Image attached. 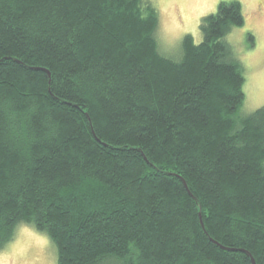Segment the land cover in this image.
I'll use <instances>...</instances> for the list:
<instances>
[{
  "label": "trees",
  "instance_id": "1",
  "mask_svg": "<svg viewBox=\"0 0 264 264\" xmlns=\"http://www.w3.org/2000/svg\"><path fill=\"white\" fill-rule=\"evenodd\" d=\"M244 21L222 0L175 60L152 0H0V249L27 222L57 264H264V105L237 122L226 39Z\"/></svg>",
  "mask_w": 264,
  "mask_h": 264
},
{
  "label": "rangeland",
  "instance_id": "2",
  "mask_svg": "<svg viewBox=\"0 0 264 264\" xmlns=\"http://www.w3.org/2000/svg\"><path fill=\"white\" fill-rule=\"evenodd\" d=\"M158 11L159 24L155 32L159 51L175 60L183 56V39L186 34H193L185 29L192 27L199 33V41L203 39L200 22L204 15L215 12L222 0H152ZM243 6L245 21L235 26L226 36L235 53L244 66L245 99L235 117L237 122L245 115L264 105V0H239ZM215 4V11L207 8ZM26 226L37 234L47 235L50 244L43 251L48 260L58 261V247L52 238L33 224L22 222L16 227ZM16 236V231H15ZM14 236V238H15ZM14 238L8 243L12 242ZM7 243V244H8ZM6 244V245H7ZM5 245V246H6ZM4 246V247H5Z\"/></svg>",
  "mask_w": 264,
  "mask_h": 264
},
{
  "label": "clouds",
  "instance_id": "3",
  "mask_svg": "<svg viewBox=\"0 0 264 264\" xmlns=\"http://www.w3.org/2000/svg\"><path fill=\"white\" fill-rule=\"evenodd\" d=\"M207 8L215 11V4H208ZM195 24V22H194ZM185 29L197 36L196 43H199V33L195 26ZM50 244L47 235L37 234L26 226H20L16 230L14 240L0 249V264H55L54 260H48L43 256V251Z\"/></svg>",
  "mask_w": 264,
  "mask_h": 264
},
{
  "label": "water",
  "instance_id": "4",
  "mask_svg": "<svg viewBox=\"0 0 264 264\" xmlns=\"http://www.w3.org/2000/svg\"><path fill=\"white\" fill-rule=\"evenodd\" d=\"M45 70L48 72V75H49V77L51 78V72H50L48 69H45ZM87 115H88V117L90 118V116H89L88 113H87ZM90 120H91V118H90ZM182 180H183V182L185 183V185H186V187L188 188V190H189V192L191 193V195H193L192 192H191L190 189H189V186H188V184H187L185 178L182 177ZM201 224H202L203 227H205V226H204V220H203L202 216H201ZM245 251L250 255V257H251V261H252V264H257L256 259H255V257L252 255V253L249 252L248 250H245Z\"/></svg>",
  "mask_w": 264,
  "mask_h": 264
}]
</instances>
